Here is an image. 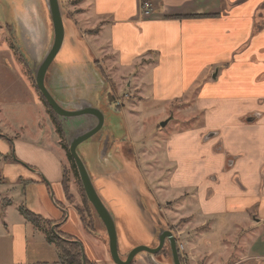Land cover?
<instances>
[{
    "label": "crops",
    "instance_id": "1",
    "mask_svg": "<svg viewBox=\"0 0 264 264\" xmlns=\"http://www.w3.org/2000/svg\"><path fill=\"white\" fill-rule=\"evenodd\" d=\"M82 7L92 34L77 35L107 89L130 91L133 108L148 101L154 110L190 112L182 130L171 115L157 125L165 139H155L154 150L164 156L141 152V165L147 160L152 171L145 168L147 180L165 178L168 192L159 199L141 174L140 188L172 234L180 264H264V0H83ZM114 114L122 119L123 109ZM15 139L8 140L19 161L3 158L0 167V264H63L46 222L70 241L79 236L73 223L86 228L112 264L104 234L96 237L100 229L86 227L67 200L60 152L56 158L41 143ZM119 141L115 154L128 165ZM119 245L124 259L151 244ZM168 249L131 264H172ZM81 251L84 263L100 264L90 248V262Z\"/></svg>",
    "mask_w": 264,
    "mask_h": 264
},
{
    "label": "water",
    "instance_id": "2",
    "mask_svg": "<svg viewBox=\"0 0 264 264\" xmlns=\"http://www.w3.org/2000/svg\"><path fill=\"white\" fill-rule=\"evenodd\" d=\"M34 1L36 5L33 14V0H7L12 7L11 13L15 22V28L11 27L10 32L18 51L27 58L25 48L32 47L34 51L37 39L36 31L33 29L35 26L42 28L44 45L41 53L35 55L36 59H32L36 63L31 70L34 85L56 119L61 121V124L59 120L58 123L63 135L68 131L72 132L67 142L68 154L77 171L94 225L98 229L102 227L105 234L111 263L131 264L139 255L152 259L161 252L164 245H167L172 264H180L172 234L157 213L150 209V198L142 191L140 194L134 187V181L126 178L125 170L129 166L115 154L118 139L109 132L112 124L109 112L105 106L100 107L98 101L100 98L105 100L106 83L96 70L86 47L83 53L73 41L74 29L63 17L59 1ZM39 3L43 6L44 17L39 13ZM21 13L22 20L19 18ZM66 25L70 27V33ZM67 35L75 53L66 54L69 62L57 70L55 61L66 44ZM88 56V61L93 62L92 66L81 61L83 57ZM81 64L85 66H80ZM79 123L84 126L75 127ZM120 124L122 127L121 118ZM107 190H112L115 196L108 198ZM126 195L130 197L131 202L125 200ZM116 218H123L125 222L131 221L136 225L135 233L131 232L128 228L129 223H126L131 238L128 239L124 234L127 242L151 245L135 246L122 259L118 253ZM54 228L52 226L51 231H54ZM56 236L62 239L57 234ZM62 240L78 245L75 241ZM80 253L81 264H85L81 249Z\"/></svg>",
    "mask_w": 264,
    "mask_h": 264
},
{
    "label": "rangeland",
    "instance_id": "3",
    "mask_svg": "<svg viewBox=\"0 0 264 264\" xmlns=\"http://www.w3.org/2000/svg\"><path fill=\"white\" fill-rule=\"evenodd\" d=\"M58 1L63 17L67 18L66 21H70L75 26V30L77 33L76 36L74 34L75 38H73V41L84 53L85 43H87V37L92 34V31L90 30V27L85 24L86 20L84 19V15L86 10L82 7L83 0ZM33 2L34 5L32 7V12L34 14L36 3L34 0ZM11 9L12 7L9 6L7 0H0V167L3 164V158L7 162L19 161L18 155L16 154L12 143L10 142V140H8L10 138L14 141L16 140V137H19L23 139L19 141H25L29 144L33 143V145L35 146H39V143H41L40 147L48 149L49 151L53 150V154L56 158H58V152H60L61 162L64 165L63 181L68 195L67 200L70 206L78 212L79 216L83 220L84 225L86 227L94 229V220L92 218L89 205H86L85 198H83L77 171L72 167L73 163L69 159L67 142L70 133L72 132L68 131L62 137L57 127L59 119L55 120V118L52 116V113H50L49 108L46 107L44 102L41 100L39 92L34 85L33 74L31 70L34 69L35 62L32 61V59H36L35 55L41 53L44 45L42 28L40 26H35V29H33L37 34L34 51H32V47H30V49L28 47L27 49L25 48L24 51L27 58H25V56L23 57V55L18 51L17 46L14 44L10 32L11 27L15 28L14 17L11 13ZM39 13L44 17V9L40 3ZM19 18H21L22 20V13ZM66 28L69 29L68 31L70 33V27L66 25ZM77 34L85 38L86 40H81L80 36H78ZM68 39L69 36L67 35L66 44L59 54V58H57L55 61L57 70L62 69V66L69 62L66 54L70 55L75 53L73 45L70 41H68ZM88 59L89 56L83 57L81 61L86 65L88 64L92 66L93 62L90 63ZM84 64H81L80 66H85ZM96 64L98 65V62H96ZM109 92L111 95L109 99H112L111 101H119L118 103H120L121 107H117L118 109H123L122 127L120 124V116L114 114V106H111L109 108L107 104L108 102L103 98H100L98 101L100 107L105 106V109L108 110L110 115L109 117L112 122L111 131L109 129V132L115 139L120 140L119 143L122 145V153L125 158L128 159L126 162L128 163L129 168L125 170V173L127 175L126 178L134 181V187L141 194V174L143 179L146 180L145 184L147 183L146 191L148 193H151V195H155V197L159 199L162 194H166L168 192V187L166 185H163L166 184L165 178L163 177V179L159 180L161 182L160 185H158L157 183L154 184L153 180H147V177L145 176V168L148 167V171H152L148 165L147 160L145 161L144 165H141L143 163L141 160V152L152 155L155 152L154 148L156 146L154 140L156 139L161 141L165 139V132L159 133L157 131V125H159V123L166 125L167 119L171 115L175 120L176 118H179L176 124L179 126L178 129L182 130L186 125L184 123V118L188 116L190 112H186L183 110L181 113H178L176 112L175 107L170 105L162 106V108L154 110L155 108L152 107L153 104L147 103L148 101H142V107L133 108L130 104H132V102H135V100L134 97H130V93H128L130 91L126 92L125 90H119L118 88L116 94L114 93V91H111V89ZM104 94L106 97L107 92H105ZM59 122L61 124L60 120ZM76 126L83 127L84 125L82 123H79L76 124L75 127ZM175 126L176 125L168 124L166 132L173 131V128ZM75 127L71 128L74 129ZM3 143L6 144L5 148H7V151H3ZM143 143L146 144V146L142 145ZM126 146L129 148V151H127ZM50 148L52 150H50ZM80 148H78V152L80 151ZM155 153L159 157L163 155L161 149L160 151H157ZM147 173L148 172L146 171V174ZM156 173L158 174L157 170L153 172V176H155ZM154 180H156V178H154ZM158 186H161V188H159ZM106 193L108 198L115 196V193L112 190H107ZM126 193L129 194L128 192ZM124 198L126 201L131 202V199L128 195H126ZM126 223H129L128 228L131 230V232H135L134 228L136 227V225L133 222H125L123 218H116L118 245L119 243L121 244V240H124V234L127 235L128 239L131 240L130 236L128 235L129 232L127 231ZM71 227L75 229L79 234L78 238L72 237L71 240L79 243L81 242V247L84 250L86 260L90 262V260L87 259V248H90L92 252V258L99 260L100 264H107L106 262H104L105 258L103 257V255H106V251L102 253L98 239L93 238L91 232L85 230L86 228L83 229L81 226L77 228L76 222L73 223ZM97 231L104 234L102 227H100V231L97 229L95 231L96 237L98 235ZM127 243L134 244L136 242L128 241ZM118 248L120 249L121 245H119Z\"/></svg>",
    "mask_w": 264,
    "mask_h": 264
},
{
    "label": "trees",
    "instance_id": "4",
    "mask_svg": "<svg viewBox=\"0 0 264 264\" xmlns=\"http://www.w3.org/2000/svg\"><path fill=\"white\" fill-rule=\"evenodd\" d=\"M94 66H95V68L99 69V67L97 66L96 62H94ZM101 75H102L103 79L106 82H108L105 79V77L103 76L102 73H101ZM108 86H109V84H108ZM109 91H110V88L108 87V89L106 91L107 94H106L105 99L108 102L107 103L108 107L110 108L111 106H114V105H112V102H113V101H111L112 99L111 100L109 99V97L111 96ZM40 98L44 102V100L42 99L41 96H40ZM44 104H45L46 107H48L45 102H44ZM49 111H50V113H52L50 109H49ZM113 111H114V113H117L119 111L118 107L114 106ZM52 116L56 120V117L53 115V113H52ZM57 127H58L59 133L63 137L64 136L63 132H62L61 127H60V125L58 123H57ZM69 159L73 163V161L70 158V156H69ZM72 167L75 168L74 163L72 164ZM79 183H80V181H79ZM80 186H81V184H80ZM81 189H82V187H81ZM82 194H83V198H85L83 190H82ZM85 201H86V205H87L88 203H87L86 198H85ZM20 212L32 224L39 223L40 219L38 217H36L35 215H33L32 213H30L29 211L20 210ZM45 224H46V226L48 228L47 231H46V239H47L48 242L53 243L57 247V250L59 252V260L61 261V263H63V264H81V260H80L81 259V253H80V250H79V247L77 246V244L71 243V242H67V241H63L62 239L70 240V238L60 235L56 231V229L54 231H51L50 228H51L52 225L50 223L46 222ZM56 234L58 236H60L62 239L58 238L56 236Z\"/></svg>",
    "mask_w": 264,
    "mask_h": 264
},
{
    "label": "built area",
    "instance_id": "5",
    "mask_svg": "<svg viewBox=\"0 0 264 264\" xmlns=\"http://www.w3.org/2000/svg\"><path fill=\"white\" fill-rule=\"evenodd\" d=\"M142 9H143V13L147 14V12L144 10V9H146L145 5H142Z\"/></svg>",
    "mask_w": 264,
    "mask_h": 264
}]
</instances>
